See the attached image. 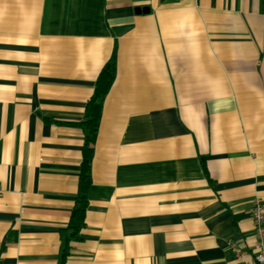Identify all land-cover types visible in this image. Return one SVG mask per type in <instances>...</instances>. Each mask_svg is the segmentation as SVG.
<instances>
[{"label": "crops", "instance_id": "0c3cea01", "mask_svg": "<svg viewBox=\"0 0 264 264\" xmlns=\"http://www.w3.org/2000/svg\"><path fill=\"white\" fill-rule=\"evenodd\" d=\"M114 54L63 259L81 122ZM256 199L264 0H0V264H245Z\"/></svg>", "mask_w": 264, "mask_h": 264}, {"label": "trees", "instance_id": "16d2710c", "mask_svg": "<svg viewBox=\"0 0 264 264\" xmlns=\"http://www.w3.org/2000/svg\"><path fill=\"white\" fill-rule=\"evenodd\" d=\"M115 77L116 56L114 54L104 66L96 80L94 94L86 106L85 118L81 122L86 131L85 144L80 168L79 189L68 227L64 232L66 246L63 253V259H65L69 253V241L79 237L85 227L86 211L89 202L88 191L92 183L91 167L94 154V144L99 129L104 100L115 80ZM62 264H64L63 261Z\"/></svg>", "mask_w": 264, "mask_h": 264}, {"label": "built area", "instance_id": "2783aa9c", "mask_svg": "<svg viewBox=\"0 0 264 264\" xmlns=\"http://www.w3.org/2000/svg\"><path fill=\"white\" fill-rule=\"evenodd\" d=\"M253 220L257 240L252 257L245 264H264V204L260 199L254 201ZM232 247L236 252H240L235 244Z\"/></svg>", "mask_w": 264, "mask_h": 264}]
</instances>
